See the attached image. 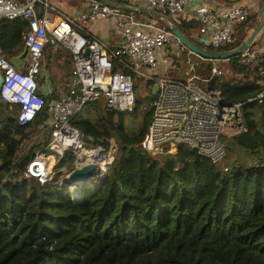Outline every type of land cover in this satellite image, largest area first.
I'll return each instance as SVG.
<instances>
[{"label":"trees","instance_id":"obj_1","mask_svg":"<svg viewBox=\"0 0 264 264\" xmlns=\"http://www.w3.org/2000/svg\"><path fill=\"white\" fill-rule=\"evenodd\" d=\"M241 1L225 0L229 5ZM252 12L235 28L237 43L225 51L238 48L255 29ZM199 27L197 20L180 24L184 33ZM27 31L23 19L1 25L0 46L11 61L25 47ZM227 63L232 76L223 69L221 76H213L216 61L199 57L197 75L224 103L243 105L253 146L239 144L245 153L222 171L185 145L176 154L147 152L142 142L152 110L140 133L131 135L124 113L96 102L89 113L93 118H83V110L72 125L85 135L86 145L114 148V160L104 182L83 187L80 203L61 185L60 173L45 184L25 176L38 150L50 153L52 131L44 123L55 99L42 94L46 106L26 126L19 125L17 108L0 105V264H264V99L250 101L264 90V75L235 59ZM137 102L133 112L138 97ZM58 160L56 172L75 169L71 153Z\"/></svg>","mask_w":264,"mask_h":264},{"label":"built area","instance_id":"obj_2","mask_svg":"<svg viewBox=\"0 0 264 264\" xmlns=\"http://www.w3.org/2000/svg\"><path fill=\"white\" fill-rule=\"evenodd\" d=\"M142 1L163 16L181 21L197 19L200 27L193 41L217 52H224L237 43L235 28L246 22L253 10L249 3L215 7L209 5L208 0ZM119 14L116 7L91 0L90 10L82 13L77 22L59 11L50 0H0V27L5 21L16 19L28 22V31L24 35L28 54L21 68L14 65L0 46V75L3 78L0 99L11 110H19V125L26 126L35 121L46 106L44 97L37 92L41 90L39 77L44 69L47 45L65 47L73 57L70 87L48 105L44 126L52 131L50 153L44 150L37 155L28 164L25 176L35 177L42 184L52 181L56 174L49 168V159H60L67 153L74 156L75 169L92 165L106 173L113 163L115 149L102 143L87 146L85 135L72 125V121L96 102H103L109 111L133 112L138 105L136 79L158 85L151 106L153 120L142 142V148L147 152L168 150L169 154H176L178 146L185 145L217 164L227 156L222 135L235 138L248 131L242 104H226L217 90L199 84L198 61L190 64L193 70L188 82L159 74L161 64L171 63L168 58L160 57L164 52L167 57L171 41L175 39L169 27L158 26L156 20L143 23L134 17L121 19L117 24L121 42L116 48L83 34L82 25L115 18ZM183 49L188 55L199 58L186 47ZM234 59L247 70H259L264 75V37L256 38ZM222 74V68L213 67V76ZM263 99L264 90L250 101L262 102ZM99 181L101 177H96L91 184L96 185ZM66 185L75 191L81 187L70 182Z\"/></svg>","mask_w":264,"mask_h":264},{"label":"crops","instance_id":"obj_3","mask_svg":"<svg viewBox=\"0 0 264 264\" xmlns=\"http://www.w3.org/2000/svg\"><path fill=\"white\" fill-rule=\"evenodd\" d=\"M109 1L117 3L121 7H123V9L117 8L120 13L119 16L115 18L103 19V20H98L95 22H90L82 26L84 29V32H83L84 35L90 38L94 37L99 40H102L106 42L111 48L118 47L121 42V35L117 29L118 21H120L121 19L134 17L136 21L143 22V23H148L151 20H156L158 23V26L169 27L170 29H171L172 23L174 22L180 27L181 20L174 19L173 17H169V16L160 15L159 13L154 11L146 1H142V0L140 1L109 0ZM50 2L56 8H58L59 11L65 13L67 16L79 22L78 20H79L80 15L90 10L91 0H50ZM240 3L251 4L253 6V10L255 11L257 7H262L264 5V0H242ZM208 4L211 6H215V7L229 6V4L225 2V0H208ZM193 20H197V19H193ZM260 21L264 22V13H263L262 19H260V17L258 16V20L255 23L256 25L255 29L257 28ZM254 30H251V33ZM198 31L199 29L197 31H192V32H187V33L183 32V33L189 39L193 40L194 35H196ZM262 37H264V29L257 38L260 39ZM173 40H175V42H172ZM173 40L171 41V44L169 46L170 49H169V53L167 54V57H165V52L161 53L160 55V57L163 60H166V58H168L169 61L171 62L169 65L161 64L162 70L160 69V73H159L161 75L167 76V71L173 68L175 65L177 66L189 65L190 66L192 61H198L196 56L193 57L191 55H188V53L183 49V45L179 44L176 41V39H173ZM27 54L28 52L25 53L22 59H19V56H20V53H19L16 56L17 61L14 65L18 68H21L24 65V61L27 58ZM43 62H44V69H43L41 76L39 77L41 94L48 95L49 97H53L54 99H58L70 87L71 74H72V69H73L72 53L65 47L59 46L55 48L52 46L48 49L46 48L45 53H44ZM223 62H227V61H223ZM216 63H219V62L216 61ZM51 65H54V67L57 68L58 70H64L66 68L69 69V73H68L69 76L67 77V84L64 88L55 87L51 69L49 70V67ZM215 66H218V65L216 64ZM14 111L15 112L17 111L19 113L18 109H14ZM52 161H53L52 159H49V163H50L49 168H51ZM64 181L68 182L69 178Z\"/></svg>","mask_w":264,"mask_h":264},{"label":"rangeland","instance_id":"obj_4","mask_svg":"<svg viewBox=\"0 0 264 264\" xmlns=\"http://www.w3.org/2000/svg\"><path fill=\"white\" fill-rule=\"evenodd\" d=\"M260 9H261V7H257L255 9V11L252 12V14L255 13V15H256L253 18L254 20L252 19L250 22L252 26H255V23L258 20ZM172 42H175V40H173ZM26 52H28V50L26 49V47H24L23 50L20 52L19 59H22V57L25 55ZM16 61H17L16 58H13L12 62L14 64L16 63ZM216 64L224 70L227 77L232 76L233 73H231V66L229 65V63L221 61V62L216 63ZM50 69L52 72V77L54 80L55 87L56 88H59V87L64 88L67 84V77L69 76V74H68L69 69L66 68L64 70H58L57 68L54 67V65H51L49 67V70ZM191 70H193V68L189 65H182V66L175 65L173 68H171L167 71V76L171 79H175V80H179V81H183V82H188L191 79ZM204 70H206V68ZM200 73H202V72L199 71L198 74H200ZM203 74L206 75L207 72L203 73ZM136 81L138 82V88H137L136 94H137L138 99L140 100L139 108L136 112L124 113V115H123L125 128H126L127 132L131 135H137L140 133L142 126H143L144 117L146 116V114L149 111H151L152 102H153V99L155 97V96L151 95V93H150L151 83L148 80H144V79L137 80L136 79ZM199 81H200L199 84L203 88H207L206 80H203L202 76L199 77ZM99 104L101 107H104L103 102H101ZM92 105L93 104L89 105L88 107H86L84 109V112L81 115V116H83V118H88V117L93 118L94 117L93 114L92 115L89 114L94 109L93 108L94 106H92ZM257 117L258 118L261 117L260 110H258V112H257ZM262 129L264 130V126H262ZM221 140H222V143L224 144L225 149L227 151V156L216 164V168L218 171H222L223 169H225L230 164L231 159L236 157L237 154L245 153L244 148L242 146H240L235 139H233L227 135H222ZM35 142H36V140L27 145L26 154L28 152H30V150L32 149ZM90 147H92V146H90ZM36 148L37 147H35L34 149L36 150ZM38 148H40V146H38ZM38 151L39 152L37 155L42 154V152L44 150L41 148ZM56 158L57 159H55L53 157V159H52L53 161L51 162V168L50 169H52V171H54L56 175L58 173L63 175V180L61 182V185L62 184L64 185L63 181L70 178V174L72 171H70V169H68V167H64V168L60 169L59 172H56L55 168H56L57 163L59 162L58 157H56ZM90 185L95 186V184H90ZM69 187L73 193V198L74 197L79 198V194H76V191L73 190L71 188V186H69ZM87 188H89V186Z\"/></svg>","mask_w":264,"mask_h":264},{"label":"water","instance_id":"obj_5","mask_svg":"<svg viewBox=\"0 0 264 264\" xmlns=\"http://www.w3.org/2000/svg\"><path fill=\"white\" fill-rule=\"evenodd\" d=\"M101 1L104 4L116 7V8H122L119 4L111 2L109 0H98ZM264 13V5L261 7L259 11V17L262 18ZM264 29V22H261L258 24L257 28L250 34L248 39L238 48L231 50V51H224V52H217L213 51L204 47L199 46L196 42L189 39L181 30V28L176 24L172 23L171 25V32L174 36V38L184 47H186L189 51L194 53L195 55L202 57L204 59L212 60V61H228L231 59H234L236 56L244 53L255 41V39L260 35V33ZM2 75H0V89L2 85ZM158 91V85L153 86L152 95L155 96ZM38 94H41V90H38ZM5 104L2 99H0V105ZM237 143L243 146H253L254 141L250 137L248 131L240 134L236 137ZM109 171V170H108ZM108 171L106 173H101L97 170L95 166H85L81 169H74L71 174L69 181L70 183L80 185V189L76 192L79 194V198L74 197V201L76 203H80L83 199V187L86 185H90L92 183V179L96 177H101V183L104 182L108 177ZM13 175L10 174L9 178H12ZM65 184L63 186L67 187L66 181H63Z\"/></svg>","mask_w":264,"mask_h":264},{"label":"bare ground","instance_id":"obj_6","mask_svg":"<svg viewBox=\"0 0 264 264\" xmlns=\"http://www.w3.org/2000/svg\"><path fill=\"white\" fill-rule=\"evenodd\" d=\"M51 159H53V157ZM76 194H78V192H76Z\"/></svg>","mask_w":264,"mask_h":264}]
</instances>
